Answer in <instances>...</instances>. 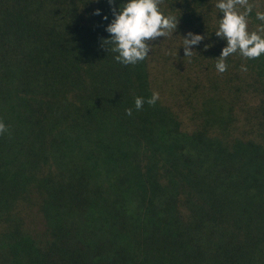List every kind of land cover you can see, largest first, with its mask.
Instances as JSON below:
<instances>
[{
  "label": "trees",
  "instance_id": "1",
  "mask_svg": "<svg viewBox=\"0 0 264 264\" xmlns=\"http://www.w3.org/2000/svg\"><path fill=\"white\" fill-rule=\"evenodd\" d=\"M123 3L0 0V230L38 207L35 264H264V54L219 73L216 0H164L178 30L125 66L102 43Z\"/></svg>",
  "mask_w": 264,
  "mask_h": 264
},
{
  "label": "clouds",
  "instance_id": "2",
  "mask_svg": "<svg viewBox=\"0 0 264 264\" xmlns=\"http://www.w3.org/2000/svg\"><path fill=\"white\" fill-rule=\"evenodd\" d=\"M109 3L114 4V0H109ZM163 3L164 0H126L118 11L113 8L114 19L106 27L111 38L102 43L105 46L112 45L111 51L117 53V62L127 66L145 61L149 52L155 48L150 42L160 37L167 39L178 30L179 19L171 14L165 15L160 7ZM215 8L223 13L215 34L227 42L220 57L216 58L215 67L219 73L227 70L226 59L237 52L247 59H257L264 54V37L257 31H248V17L254 8L250 0H216ZM95 14L100 15V10L97 9ZM256 18L264 22V12L257 11ZM104 19L107 20L108 17L105 16ZM260 31L264 32V25ZM182 38L181 47L186 58L196 53L192 46L199 45L204 40V36L192 32ZM107 49L109 51L108 47ZM241 71L246 72L247 67L242 65ZM159 99V92L154 91L147 103L155 106ZM144 103L143 97H137L135 108L142 109ZM132 114V108L126 109V115ZM7 130L5 123L0 120V135Z\"/></svg>",
  "mask_w": 264,
  "mask_h": 264
},
{
  "label": "rangeland",
  "instance_id": "3",
  "mask_svg": "<svg viewBox=\"0 0 264 264\" xmlns=\"http://www.w3.org/2000/svg\"><path fill=\"white\" fill-rule=\"evenodd\" d=\"M20 214L22 218L19 215L18 217L22 227H24L23 230L20 233H15L14 229L0 230V238L12 244L16 243L20 248L21 258L15 257L11 247L7 245H5L7 247H2L0 245V264H35L34 262L25 261L28 254L31 252L38 253L39 251H35L38 249L42 250V252L46 251L44 248L47 246L43 242V238L46 236L44 233L47 228L44 214L38 207H33L30 210H22ZM48 264H51L49 260Z\"/></svg>",
  "mask_w": 264,
  "mask_h": 264
}]
</instances>
